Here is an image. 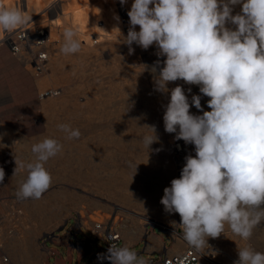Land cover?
I'll return each mask as SVG.
<instances>
[{
  "label": "rangeland",
  "instance_id": "1",
  "mask_svg": "<svg viewBox=\"0 0 264 264\" xmlns=\"http://www.w3.org/2000/svg\"><path fill=\"white\" fill-rule=\"evenodd\" d=\"M74 1L0 0L30 18L17 30H0V169L5 173L0 183V264H26L15 252L20 248L16 240L25 226L29 252L41 255L42 245L52 239L47 232L62 231L74 221L76 227L83 221L87 224L88 214L96 221L111 218L117 224L133 212L143 219L147 216L170 225L171 230H166L170 234L177 230L183 234L182 228L170 223L179 224V214H168L160 203L164 188L176 178L168 142L175 134L167 133L163 122L170 91H156L151 73L141 67L151 66L157 59L163 62L166 57H157L155 45L144 50L135 43L134 53L129 54L122 41L130 27L127 13L131 4L121 6L119 0H109L124 23L119 36L114 23L106 18L111 9L107 0H80L83 7L94 4L104 9L95 24L88 20L86 30L96 32L88 41L80 33L81 24L75 16L70 20L65 16L74 11ZM230 7L232 15L241 13V4ZM225 26L232 30L236 27L230 21ZM38 27H46L50 34V41L38 47L48 52L42 75H37L30 63L31 49L37 48ZM66 27L78 32V53L66 55L61 51ZM27 28L30 38L21 52L14 53L7 35ZM135 30L139 31V26ZM100 33L110 36L100 39ZM178 85L185 90L190 105L192 95H201L203 110H211L207 106L209 98L200 93L199 86L178 80L167 87L171 90ZM55 88H61L60 95H40ZM190 112L202 115L194 106ZM61 124L78 129L80 137L68 138L58 127ZM144 125H155L159 136V142L149 150L143 137L151 133ZM45 138L62 145V150L45 164L52 183L40 199L18 197L27 178L26 167L20 164L35 162L32 146ZM185 149L187 155L195 156L194 145L185 144ZM167 241H171L170 236ZM208 244L217 254L202 264L229 263L238 257V249L245 247L264 252V221L247 241L235 236L226 225L224 233L209 238Z\"/></svg>",
  "mask_w": 264,
  "mask_h": 264
},
{
  "label": "clouds",
  "instance_id": "2",
  "mask_svg": "<svg viewBox=\"0 0 264 264\" xmlns=\"http://www.w3.org/2000/svg\"><path fill=\"white\" fill-rule=\"evenodd\" d=\"M119 2L124 6L127 0ZM237 4L242 5L241 13L232 15L230 5ZM127 15L130 27L122 42L129 54L135 43L144 50L155 45L157 57H166L151 66L141 65L151 73L156 91H170L163 115L165 131L195 149V156H185L180 177L164 188L160 203L168 214H179L180 223H170L182 228L183 240L193 250L216 255L208 239L220 237L226 225L247 241L264 221V0H134ZM29 19L21 9L0 2V30H17ZM229 21L235 30L225 26ZM77 35L72 27L64 29V54L81 50ZM178 80L199 86L211 110H203L201 95H192L190 105L183 87L168 89L169 82ZM191 106L202 115L192 114ZM58 127L70 139L81 135L69 125ZM143 127L151 133L143 137L149 150L159 136L155 125ZM31 150L36 160L20 164L26 167L27 178L17 195L40 199L52 183L45 164L62 145L45 138ZM4 178L0 169V183ZM238 257L233 264H264V252L251 247L238 249ZM97 260L146 264L127 246L115 245L98 254Z\"/></svg>",
  "mask_w": 264,
  "mask_h": 264
},
{
  "label": "crops",
  "instance_id": "3",
  "mask_svg": "<svg viewBox=\"0 0 264 264\" xmlns=\"http://www.w3.org/2000/svg\"><path fill=\"white\" fill-rule=\"evenodd\" d=\"M130 214L132 216L118 221L116 227L122 237L120 247L127 246L137 254L138 260L146 262L152 254L180 253L186 249V242L183 239L175 237L162 228V230L157 229V226H153L147 218L137 216V213ZM95 221L88 214L87 224L83 221L80 225L78 224L79 227H76L77 223L74 221L62 231L47 232L46 235H50L52 239L42 245L41 255L38 253L31 255L29 252L28 230L25 226L21 236L16 240L20 248L15 252L19 253L26 264H101L97 260V255L107 253L108 235L104 232L105 225L97 228ZM168 236L171 237L170 242L167 241ZM100 241L105 246H102ZM85 259H88L86 263H84ZM102 264H110V262L104 260Z\"/></svg>",
  "mask_w": 264,
  "mask_h": 264
},
{
  "label": "bare ground",
  "instance_id": "4",
  "mask_svg": "<svg viewBox=\"0 0 264 264\" xmlns=\"http://www.w3.org/2000/svg\"><path fill=\"white\" fill-rule=\"evenodd\" d=\"M4 1L7 3L8 1H11V0H4ZM34 1L37 2V0H34ZM50 1L53 2L55 0H50ZM107 2L109 4H111L110 5L111 9H110V12L107 13L106 18L108 19V21L114 23L115 27L117 28L118 33H120L122 31L124 23L122 22V20L120 18H119V20L115 19V17L118 15L112 9L113 8V2H110L109 0H107ZM133 2H134V0H127L126 4H132ZM73 9H74L73 12H71V11L67 12L65 14V16L68 18V20L72 19V17L75 16V20L79 21L81 24V27H79L80 33L85 37V39H87L88 41H92V37L96 35V32L91 31V30H86L87 22H88V20H92L93 23L95 24L98 16H100V14L102 12L101 6H95L93 4L92 6H89L86 8L80 4V0H75ZM102 10L104 11V9H102ZM59 21H60L59 18L56 19L57 23H59ZM28 31H29V29L27 28V29H22L16 33H9L7 35L6 41L14 53H19L22 51L23 43L27 42L31 36V35H28ZM36 31H37V40L35 42V46L37 48H36V50H34L33 48L31 49L32 59H31L30 63L32 65V68L34 69L35 73L37 75H40V74L42 75V73L44 72V69L47 66L48 52L45 50H39L38 47L43 45L46 41L47 42L50 41V36H49L50 34L46 30V27H41V28L38 27V29ZM29 33H30V31H29ZM108 35L109 34H105V33L101 34L100 33L97 37L102 39L103 37H108ZM17 44H18V46H14ZM61 92H62L61 88H55L52 90H46L44 92L41 91L40 95L41 96H58L61 94ZM179 141L182 142V144H180V145H182L181 150L183 148V150H185V154L187 155L186 149H185V142L183 140H179ZM168 142L171 143L170 147H171V151H172V155H173L172 147L175 146V144H176L175 142H178V141L175 139H173V141H172V138H171L170 140H168ZM173 164H174V162H173ZM174 169H176L175 166H174ZM175 173H176V170H175ZM176 178H177V173H176ZM145 217H147V216H145ZM147 219L150 221V223L153 226H160L164 231L171 230L170 225H167L166 223L156 221V219H153L151 217H147ZM95 222L97 223L96 224L97 228H102V225L103 226L105 225L101 221H95ZM174 236L177 238L183 239V235H181L179 230L176 231ZM48 237H50V235H48ZM187 246H189V245L186 243V248H187ZM206 260L208 261L210 259L208 256L205 255L204 258L201 260L200 264H202V262L206 261Z\"/></svg>",
  "mask_w": 264,
  "mask_h": 264
},
{
  "label": "built area",
  "instance_id": "5",
  "mask_svg": "<svg viewBox=\"0 0 264 264\" xmlns=\"http://www.w3.org/2000/svg\"><path fill=\"white\" fill-rule=\"evenodd\" d=\"M14 46H18L14 45ZM175 146L172 147L173 150V162L175 166V170L177 173V178L180 177L181 170L185 164V150H181L182 142H175ZM184 151V152H183ZM104 232L108 235L107 247L109 248L111 245H115L120 247L121 243V234L119 233V229L116 227V222L114 219L108 218L104 223ZM181 233V232H180ZM181 235H183L181 233ZM208 256L209 259L213 258V255L207 251L201 250H193L190 246L180 253H160V254H152L147 260L146 264H200L201 260L204 256ZM239 257L234 258L229 263L222 264H233L234 261L238 260Z\"/></svg>",
  "mask_w": 264,
  "mask_h": 264
},
{
  "label": "water",
  "instance_id": "6",
  "mask_svg": "<svg viewBox=\"0 0 264 264\" xmlns=\"http://www.w3.org/2000/svg\"><path fill=\"white\" fill-rule=\"evenodd\" d=\"M61 230V229H60ZM103 250H105V249H103ZM102 252H104V251H102Z\"/></svg>",
  "mask_w": 264,
  "mask_h": 264
}]
</instances>
